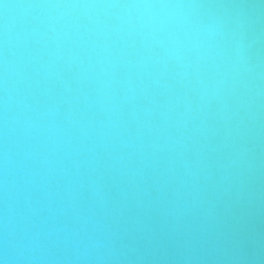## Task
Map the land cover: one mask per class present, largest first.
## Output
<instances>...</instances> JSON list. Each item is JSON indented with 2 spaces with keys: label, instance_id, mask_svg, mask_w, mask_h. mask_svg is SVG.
<instances>
[{
  "label": "water",
  "instance_id": "water-1",
  "mask_svg": "<svg viewBox=\"0 0 264 264\" xmlns=\"http://www.w3.org/2000/svg\"><path fill=\"white\" fill-rule=\"evenodd\" d=\"M7 2L12 7L7 11L0 7V31L7 23L12 43L4 46V54L31 74L33 86H22L21 100L27 99L29 109L40 107L44 112L36 119L39 129L30 135L24 132L25 119L37 113L27 111L24 103L9 113L18 121L10 134L16 154L18 218L28 216L45 230L83 226L86 233L115 227L121 212L129 222L134 220L137 210L124 207L130 200L121 190L131 185L106 172L111 157L123 156L150 208L143 220L152 239L135 233L136 245L146 256L143 264H264V47L253 50L251 71L238 78L234 92L229 91L227 106L219 110L213 104L201 113L191 88L176 83L175 62L140 69L135 65L138 47H124L119 41L112 47V63L102 55L91 78L77 80L75 67L57 62L50 82L43 80L36 69L48 61L42 43L48 16L54 18L58 32L77 25L86 28L90 17L104 25L114 20L100 10L36 6L62 0ZM241 2L254 18L264 20V0ZM159 54L155 49L154 55ZM160 72L166 74L163 79ZM184 95L193 102L190 113ZM180 113L188 114L178 125ZM239 143L248 147L253 168L234 179ZM29 149L34 156L47 157L50 175L35 160L26 159ZM141 160L149 166L145 168ZM101 176L109 198L104 211L90 196L92 182ZM29 203L35 217L28 213ZM205 209H210L207 215ZM165 211L182 220L175 223Z\"/></svg>",
  "mask_w": 264,
  "mask_h": 264
},
{
  "label": "clouds",
  "instance_id": "clouds-1",
  "mask_svg": "<svg viewBox=\"0 0 264 264\" xmlns=\"http://www.w3.org/2000/svg\"><path fill=\"white\" fill-rule=\"evenodd\" d=\"M32 6L30 3L29 7ZM36 6L100 10L114 20L104 25L90 17L86 28L77 25L74 29L58 32L54 18L48 16L42 35L48 61L41 62L36 69V75L43 80L50 82L51 69L57 62L66 63L69 69L75 67L77 80L91 78L102 55L107 63H112L109 59L112 47L119 41L124 47H138L135 65L140 69L150 65L166 67L175 62L178 69L176 83L181 88H191L196 95V110L201 113L213 104L218 105L219 110L227 106L229 91L234 92L238 78L251 71L253 50L264 47V20L254 18L241 0H62ZM0 7L7 11L12 5L7 0H0ZM11 43L5 23L0 31V264H57L61 260L68 264H143L146 256L136 245L135 233L142 232L152 239L151 230L143 220L150 208L144 202L145 192L135 180V172H129L123 156L111 157L106 172L113 180L119 177L122 183L126 179L127 185H131L121 190L127 191L130 200L124 207L134 206L137 210L134 220L129 222L121 212L115 227L106 225L103 230L86 233L83 226L79 230L67 226L45 230L32 223L28 216L21 214L18 218L13 171L16 154L10 135L15 133L18 121L9 113L20 103H24L27 111L37 113V116L27 115L25 119L24 132L30 135L33 129H39L36 119L43 118L44 112L40 107L29 109L27 99L22 101L20 98L22 86L31 88L33 85L31 74L4 54V46H11ZM157 48L160 54L154 55ZM81 72L85 74L83 77ZM165 75L158 73L159 79ZM159 79L154 82L158 84ZM182 99L190 113L193 102L187 95ZM171 103L169 100L168 104ZM164 111L169 112L167 104ZM187 114H179L178 125L185 123ZM168 142L169 138H165L164 146ZM154 145L163 151L159 141H154ZM33 151L29 149L25 153L26 159L35 160L44 169V174L50 175L52 168L48 166L47 157L34 156ZM235 157L234 179H239L253 168L249 149L244 143L235 145ZM140 163L145 168L149 166L143 160ZM90 196L98 201L101 211L106 209L109 198L103 176L92 182ZM159 196L158 191L157 198ZM209 211L205 209L204 214ZM28 213L31 217L37 215L30 203ZM163 213L177 224L182 220L181 215Z\"/></svg>",
  "mask_w": 264,
  "mask_h": 264
}]
</instances>
